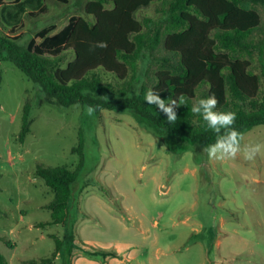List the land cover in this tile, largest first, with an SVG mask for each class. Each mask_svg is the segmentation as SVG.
Listing matches in <instances>:
<instances>
[{
	"label": "rangeland",
	"instance_id": "374dc122",
	"mask_svg": "<svg viewBox=\"0 0 264 264\" xmlns=\"http://www.w3.org/2000/svg\"><path fill=\"white\" fill-rule=\"evenodd\" d=\"M88 1L41 0L34 10L25 0H5L0 25L6 35L20 37L21 45H39L44 32L55 35L72 16L93 23L85 12ZM255 8L262 18L258 43L264 7ZM156 11L151 6L136 16L158 19ZM46 58L52 70L63 69L74 53ZM242 58L260 79L263 101L264 48ZM160 68L158 62H138L136 90L154 85ZM98 74L106 84L124 85L104 71ZM27 103L29 132L21 139ZM81 127L92 169L74 187L71 264H264V147L253 161L242 152L221 161L209 159L198 142L176 137L170 151L164 138L129 112L102 110L89 117L80 105L59 107L13 63L0 59V253L8 264L50 258L56 238L64 237L61 225L40 226L52 220L55 194L35 171L38 165L74 171ZM188 142L191 149L183 148ZM255 144L264 146L263 125L243 135L242 146ZM53 264H64V256Z\"/></svg>",
	"mask_w": 264,
	"mask_h": 264
},
{
	"label": "trees",
	"instance_id": "16d2710c",
	"mask_svg": "<svg viewBox=\"0 0 264 264\" xmlns=\"http://www.w3.org/2000/svg\"><path fill=\"white\" fill-rule=\"evenodd\" d=\"M25 1L34 10L41 2ZM4 2L0 0V6ZM152 5L157 8L158 19L137 18L140 10ZM255 6L264 7V0H92L85 12L94 18L93 23L73 18L53 36L44 32L39 45L34 41L21 45L20 37L6 35L0 25V59L13 63L41 87L49 102L59 107L98 106L95 116L102 110L127 111L140 125L164 138L170 151H174L176 137L206 147L217 137L202 117L191 112L201 98L214 94L219 101L217 111L235 112L233 127L243 135L264 126V100H258L260 79L251 73V61L242 58L243 53L251 55L264 48V37L254 42L255 35L262 31V18ZM100 41H106L107 47L94 48ZM67 50L73 51L74 59L66 68L52 70L46 56L57 57ZM140 61L158 62L161 68L154 85H141L137 95L134 74ZM98 71L113 75L124 85L116 88L104 83ZM148 89L159 92L165 100L179 102L184 98L187 103L176 110L175 123L169 124L158 109L144 102ZM29 116L27 103L21 139L29 132ZM86 135L81 127L73 148L79 156L74 171L37 166L35 175L55 194L49 204L52 220L40 226L61 225L66 231L62 239L56 238V250L50 258L28 264H53L59 254L64 256V264H71L74 187L92 169ZM190 142L182 147L191 149ZM0 264H8L1 253Z\"/></svg>",
	"mask_w": 264,
	"mask_h": 264
},
{
	"label": "clouds",
	"instance_id": "9594fccd",
	"mask_svg": "<svg viewBox=\"0 0 264 264\" xmlns=\"http://www.w3.org/2000/svg\"><path fill=\"white\" fill-rule=\"evenodd\" d=\"M93 47L106 48L107 42H97ZM136 94H140L139 89L136 90ZM144 102L158 109V114H163L169 124L177 121L176 110L181 105L187 103L183 97L180 98L179 102L177 99H162L159 92L153 89H148L144 93ZM218 103V99L213 94L199 99L191 108V112L202 117L207 127L216 133L217 138L215 143L204 147L203 151L207 153L209 159L221 161L235 159L242 152L246 160L253 161L264 146L260 144L242 146L243 133L233 127L237 119V114L231 111H217ZM97 107L93 105L86 106V115L92 117Z\"/></svg>",
	"mask_w": 264,
	"mask_h": 264
},
{
	"label": "crops",
	"instance_id": "0c3cea01",
	"mask_svg": "<svg viewBox=\"0 0 264 264\" xmlns=\"http://www.w3.org/2000/svg\"><path fill=\"white\" fill-rule=\"evenodd\" d=\"M89 2H90V1H88L87 4H88ZM87 4H86V5H87ZM152 6H154V5H152ZM150 7H151V6H150ZM73 18H75V16H72V19H73ZM78 18H81V16L78 17ZM85 19H86V18H85ZM88 21H89V20H88ZM90 22H91V21H90ZM93 22H94V21H93ZM156 224H157V223H156ZM157 225H158V224H157ZM202 261H203V260H202ZM199 263H200V262H199Z\"/></svg>",
	"mask_w": 264,
	"mask_h": 264
}]
</instances>
